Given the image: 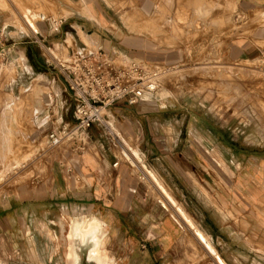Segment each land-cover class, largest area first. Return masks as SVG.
I'll list each match as a JSON object with an SVG mask.
<instances>
[{"label":"crops","instance_id":"0c3cea01","mask_svg":"<svg viewBox=\"0 0 264 264\" xmlns=\"http://www.w3.org/2000/svg\"><path fill=\"white\" fill-rule=\"evenodd\" d=\"M54 12L56 18L38 14L41 33L24 22L19 28L38 33L48 44L61 42L66 54L54 57L64 62L73 52L101 49L165 73L186 59V48L195 47L204 50V63L215 67L224 59L264 62V0H54ZM181 33L190 38L180 40ZM195 33L197 38L191 36ZM164 73L158 90L145 101L111 106L113 123L194 220L214 253L146 197L149 183L135 168L122 159L111 165L118 151L94 125L87 149L55 151L54 167L31 176L33 185L10 186L0 195V264H49L61 247L69 264H81L80 252L84 264H255V238L248 227L264 223L256 214L264 204H255L264 189L242 184L233 173L229 189L217 179L218 184L212 183L210 192L218 204H208V175L222 176L221 170L208 172V154L222 153V131L205 114L184 127L183 136V121H162L161 113L185 107L177 106L169 92H159ZM208 130L214 135L207 136ZM239 153L234 148L232 155ZM242 171L250 182L262 175ZM222 193L230 204H221ZM192 198L197 204H191Z\"/></svg>","mask_w":264,"mask_h":264},{"label":"rangeland","instance_id":"374dc122","mask_svg":"<svg viewBox=\"0 0 264 264\" xmlns=\"http://www.w3.org/2000/svg\"><path fill=\"white\" fill-rule=\"evenodd\" d=\"M23 14L27 16L29 14L28 19L34 22L36 30L40 33L41 21L38 14L44 17H57L54 12V0H0V131H6H3V134L0 132V195L7 192L6 189L10 186L15 190L30 185L33 179L31 176L54 167L55 151L50 147L47 148L45 134L53 128L55 119L59 115L63 121H71L73 101L68 90L62 91L65 85L61 69L53 58V56L63 58L66 49L61 42L48 44L47 41H41L38 33H22L19 26L25 23ZM191 36L197 38L198 34ZM179 37L182 38L180 40L185 41L190 38L189 35L182 33ZM67 43L69 44V41ZM184 55L186 59L165 70L163 88L159 92H169L177 106L181 104L185 107L178 106L171 113H161L159 118L162 121H170L172 118L178 123L183 121L180 136L187 134V128L184 127L189 124L194 125L195 119L196 122L202 120L199 116L202 114H205L213 127L216 126L222 131V153L217 151L215 155L214 151H211L208 154L209 159H212L211 161L208 159V172L211 169L221 170L222 175L218 178L208 175L206 193L208 204H218L213 193L210 192L212 183L221 181L222 186H227L229 189L233 173L240 175L239 180L242 184L249 183L248 185L254 186L256 190L264 189V62L262 58L237 61L224 59L221 65L215 67L204 63V50L197 47L186 48ZM60 102L64 103L63 108H60ZM193 129L192 132L195 131ZM166 130L167 134H170V130ZM209 132L207 136L214 135L213 131ZM3 137L6 138L5 141ZM131 147L135 148L133 143ZM234 148L239 149L240 153L232 155ZM22 156L25 157L21 161L22 166L11 168ZM136 162L134 166L137 175L144 176L149 183L146 197L157 204L163 213L174 215L180 225L186 227L175 208L178 206L183 210L180 203L168 191L166 192L165 186L154 174L168 194L162 195L157 184L148 179L147 170ZM248 168L262 175L259 178L255 177V182H250V178L243 175L244 171H242ZM221 196H223L221 204H230L227 194L222 193ZM170 200L174 205L169 203ZM191 201V204H197L193 198ZM255 204H264V192L260 193L259 197L256 195ZM183 212L185 213L184 210ZM256 212L264 221V209ZM185 215L188 216L186 213ZM187 219L198 228L191 217L188 216ZM238 226L242 229L246 228L245 225ZM65 227L67 223L62 230H58L60 234L64 233ZM47 228L51 232L52 229ZM186 228L191 231L188 226ZM248 228L255 238L254 248L259 252H256L254 257L255 264H264V255H261L264 253V223L251 225ZM59 243H62V240ZM63 251L64 247H61L59 256L49 257V264H69L63 257ZM110 252L113 259L118 262V253L114 252L113 247ZM79 254L81 264H84L82 252Z\"/></svg>","mask_w":264,"mask_h":264},{"label":"built area","instance_id":"2783aa9c","mask_svg":"<svg viewBox=\"0 0 264 264\" xmlns=\"http://www.w3.org/2000/svg\"><path fill=\"white\" fill-rule=\"evenodd\" d=\"M53 58L61 69L65 85L62 91H69L73 103L71 121H63L59 115L53 128L45 134L47 148L66 154L80 153L90 144L89 129L95 125L100 135L112 141L118 151V157L111 165L116 166L122 159L136 169L122 149L118 135L108 124L113 118L110 108L114 104L133 106L148 99L158 90L164 71L140 60L110 57L101 49L89 53L73 52L66 62ZM63 104L60 102V108ZM141 166L145 169L144 164ZM69 171L67 167L66 172Z\"/></svg>","mask_w":264,"mask_h":264},{"label":"bare ground","instance_id":"6f19581e","mask_svg":"<svg viewBox=\"0 0 264 264\" xmlns=\"http://www.w3.org/2000/svg\"><path fill=\"white\" fill-rule=\"evenodd\" d=\"M255 12V11H254ZM218 13V12H217ZM259 14V13H258ZM28 16H29V14H28ZM28 16L25 14H23V16H22V18H23V20L25 21V23L27 24V25H30L31 26V29H35L36 28V26L34 25V22H32L31 20H29L28 19ZM257 16V15H256ZM125 17V16H124ZM128 17V16H127ZM129 18V17H128ZM127 18V19H128ZM131 18V17H130ZM126 19V20H127ZM263 19V18H262ZM126 23V22H125ZM32 26H33V28H32ZM146 26V25H145ZM144 26V27H145ZM30 28V27H29ZM33 32H34V30H32ZM86 40V39H85ZM85 43V42H84ZM89 43V42H88ZM93 48V47H92ZM54 55V54H53ZM21 57H22V55H21ZM32 87H33V85H32ZM34 88V87H33ZM23 100V99H22ZM13 103V102H12ZM6 106H8V105H6ZM18 106V105H17ZM6 117V116H5ZM1 123V122H0ZM108 124L110 125V128L112 129V131L113 132H115L117 135H118V137H119V139L121 140V143H122V149L125 151V153H126V156H128V158L132 161V162H134L135 163V161H136V159L134 158V157H137V158H139L140 159V155H139V153H138V150L137 149H135V148H133V147H131V144H129V142L123 137V135H122V133L116 128V126H114V123H113V119H109V121H108ZM4 127V126H3ZM6 127V126H5ZM7 130H8V127H7ZM3 131H5V130H3ZM3 131H0V132H2V134H3ZM6 132V131H5ZM4 132V133H5ZM12 133V132H11ZM5 137H6V134H5ZM4 138V137H3ZM5 139L6 138H4V140L3 141H5ZM1 141V140H0ZM2 141V142H3ZM3 147H5L4 145H3ZM3 157V156H2ZM1 157V158H2ZM23 159H25V157L24 156H22L21 158H20V160L19 161H17L16 162V164L15 165H12L11 166V168H17V167H20V166H22V160ZM137 163V162H136ZM141 165H142V163H140ZM139 164V165H140ZM138 165V166H139ZM146 169V168H145ZM146 173H147V175H148V179H150L151 181H153V182H155L156 184H157V187H158V189L160 190V191H162V192H160V193H163L162 195H166L167 193H165V191H164V189H163V187H162V185L157 181V179H156V177H155V175L153 174V172H151L150 170H147L146 171ZM160 181V180H159ZM161 182V181H160ZM156 187V188H157ZM166 192H167V190H166ZM164 195V196H165ZM168 195V194H167ZM166 195V196H167ZM169 198V197H168ZM172 200V199H171ZM169 201V203L171 202V203H173L172 201ZM162 203V202H161ZM163 204V203H162ZM172 205V204H171ZM173 205H174V203H173ZM168 206H170V204L168 205ZM167 207V206H166ZM165 207V208H166ZM175 208H177L176 209V211H177V213H178V216H179V218H181L182 220H183V222L191 229V231L193 232V234L195 235V237L197 238V240H199V242L205 247V244H209V246L212 248V246H211V244H210V242H209V240L206 238V236L198 229V228H196L191 222H190V220H188L187 218H188V216H186L185 215V213L183 212V210H181L180 209V207H178V206H175ZM176 213V214H177ZM186 226V227H187ZM213 249V248H212ZM214 251V250H213ZM214 253V252H213ZM219 263H220V261H219Z\"/></svg>","mask_w":264,"mask_h":264},{"label":"water","instance_id":"95a60500","mask_svg":"<svg viewBox=\"0 0 264 264\" xmlns=\"http://www.w3.org/2000/svg\"><path fill=\"white\" fill-rule=\"evenodd\" d=\"M136 159L138 160V161H141V158L139 159V158H137L136 157ZM147 170V169H146ZM205 247H206V249L211 253V254H213V249L209 246V244H205Z\"/></svg>","mask_w":264,"mask_h":264}]
</instances>
